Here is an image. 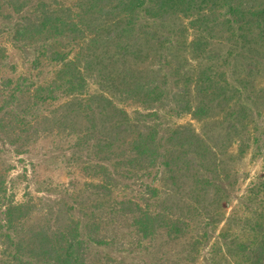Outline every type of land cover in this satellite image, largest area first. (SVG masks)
Returning a JSON list of instances; mask_svg holds the SVG:
<instances>
[{"label": "rangeland", "instance_id": "obj_1", "mask_svg": "<svg viewBox=\"0 0 264 264\" xmlns=\"http://www.w3.org/2000/svg\"><path fill=\"white\" fill-rule=\"evenodd\" d=\"M24 1L21 12L9 0L1 1L0 175L8 200L37 203L25 226L55 229L79 218L90 264H264L259 252L264 235V48L253 42L243 46L231 25H220V19H230L221 8L141 14L122 30L126 20L119 13L101 15L87 0ZM43 9L54 10L62 22L78 23L77 39L56 41L44 34L30 41L17 35L23 18ZM50 45L65 48L84 67L85 92H105L127 111L131 132L113 141L112 126L119 118L110 111L99 115L96 125L87 120L85 93L69 94L57 85L52 92L37 88L58 75L60 63L48 57ZM222 72L234 87L225 106H215L203 118L179 108L189 98L203 97L195 93L197 77L202 82L218 73L220 80ZM142 84L153 86L154 93L168 88L163 108L153 111L155 105H146L147 95L137 93ZM143 122L195 127L213 146L206 156L208 170L194 167V181L184 168L174 185L159 168H127L126 163L115 171L114 193L101 192L92 184L101 181L90 175L92 168L110 162L122 151L116 147H126L124 141ZM143 184L160 189L149 199L151 208L169 207L168 216L181 217L183 233L172 236L161 226L144 236L130 214L118 212L116 199L123 196L144 204L139 198ZM2 252L9 248L0 247V258Z\"/></svg>", "mask_w": 264, "mask_h": 264}, {"label": "trees", "instance_id": "obj_2", "mask_svg": "<svg viewBox=\"0 0 264 264\" xmlns=\"http://www.w3.org/2000/svg\"><path fill=\"white\" fill-rule=\"evenodd\" d=\"M0 0V11L2 9ZM16 12H21L27 5L24 0H9ZM91 7L101 15L104 12L113 11L119 13V17L126 20V23L120 27L126 30L130 20L141 17V14H147L157 17L161 14L173 12H191L201 9L216 12L219 8L225 12L223 15L230 14V19H220L219 23L223 27L231 25L234 33H239L243 41V46L253 44L259 49L258 45L264 48V0H87ZM225 19V20H224ZM214 17L208 19L213 21ZM217 25V24H216ZM80 27L76 22H62L54 10L43 9L35 17L23 18L19 24L17 35L30 41L39 38L41 35L49 34L51 38H71L77 39L80 34ZM235 34H232L234 36ZM51 50L48 54L50 59L60 63L58 75L48 85H38L42 91H55L54 86L62 89L69 94L85 93L90 99L87 102L88 109L83 108V115L87 120H91L94 125L99 115H107L108 111L111 117L118 116L119 121L112 126L115 130L113 141L122 139L123 135L131 132L132 120L127 111L116 105L110 95L105 92H85L89 91L88 76H86L84 67L79 66L77 58L73 57L65 48L49 46ZM254 65V64H253ZM255 68V67H254ZM218 73L214 76L204 79L196 78L198 85L195 93L202 94L203 97L197 102H192V98L187 99L179 108L191 113L193 116L203 118L209 116L215 106H225L232 96L228 92L233 89V81L227 78V72H222L223 79H218ZM217 76V77H216ZM63 82H57L59 79ZM220 81V82H219ZM221 83V84H220ZM59 84V85H58ZM137 93L142 92L147 95L146 105H152L157 111L159 106L165 104L168 99V88L166 86L158 88L154 93L153 86L140 85ZM58 91V90H57ZM96 103V105H94ZM158 108H157V107ZM124 114L127 116L123 119ZM147 114H151V109ZM153 114H151L152 116ZM245 115L240 119H245ZM145 123L139 127L137 132L128 141L126 139L124 146H118L121 152L116 153L110 162H102L99 166L92 168L90 175L99 176L101 181L92 182L98 186L101 192L114 193L117 187L116 169L118 165L128 164L127 168L136 166L145 167L149 170H157L168 173L166 180L174 185L179 184L182 178L181 171L186 168L189 176L196 181L193 169L196 166L208 170L206 156L211 152L213 146L210 145L202 133L191 125H173L165 126L162 124L149 125L152 122ZM132 126V128H131ZM123 133V134H122ZM110 159V158H109ZM113 161V163L111 162ZM112 163V165L110 164ZM112 166V167H111ZM187 175V174H184ZM183 175V176H184ZM203 177V174H202ZM198 179H201L198 176ZM171 181V182H170ZM202 182V180L200 181ZM152 184H143L139 198L142 196L144 204L132 197L123 196L116 199L117 210L122 214H130L139 232L144 236L152 235L157 232L159 227H168L169 234L178 236L184 232L181 217L168 216L169 207L161 206V209H153L150 198L159 195L160 189ZM6 180L0 175V247L6 245L9 252H2L0 264H90L89 250L86 239L82 235L81 220L79 218H70L67 223L55 229L41 226L39 228L25 226V220L34 212L37 207L36 202L29 200L17 201L8 200L6 194ZM143 193V194H142ZM148 195V196H146ZM94 240L102 242V238L95 236ZM259 252L264 257V235L259 243ZM6 254V255H5Z\"/></svg>", "mask_w": 264, "mask_h": 264}]
</instances>
